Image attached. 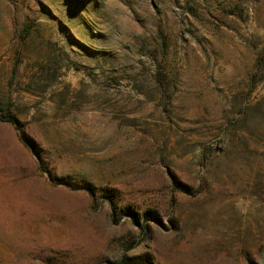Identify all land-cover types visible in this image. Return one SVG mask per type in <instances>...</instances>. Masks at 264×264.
Segmentation results:
<instances>
[{
  "label": "rangeland",
  "instance_id": "1",
  "mask_svg": "<svg viewBox=\"0 0 264 264\" xmlns=\"http://www.w3.org/2000/svg\"><path fill=\"white\" fill-rule=\"evenodd\" d=\"M0 264H264V0H0Z\"/></svg>",
  "mask_w": 264,
  "mask_h": 264
},
{
  "label": "trees",
  "instance_id": "2",
  "mask_svg": "<svg viewBox=\"0 0 264 264\" xmlns=\"http://www.w3.org/2000/svg\"><path fill=\"white\" fill-rule=\"evenodd\" d=\"M5 120L8 121V122H10V123H12L18 130H20V131L23 132L21 123L18 121V119L16 117L8 115ZM21 138L26 143H29L27 141L26 137H24L23 135H22ZM80 188L87 190L90 194H94V187H91L90 185H82V186H80Z\"/></svg>",
  "mask_w": 264,
  "mask_h": 264
}]
</instances>
